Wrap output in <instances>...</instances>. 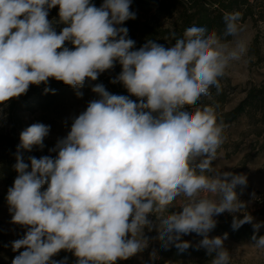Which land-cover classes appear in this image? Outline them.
Masks as SVG:
<instances>
[{
    "label": "clouds",
    "instance_id": "obj_1",
    "mask_svg": "<svg viewBox=\"0 0 264 264\" xmlns=\"http://www.w3.org/2000/svg\"><path fill=\"white\" fill-rule=\"evenodd\" d=\"M131 3L0 0V105L50 78L82 88L116 63L121 71L110 82L129 93L94 85L99 99L73 118L67 135L49 149L54 157L28 156L26 162L23 155L43 150L50 125L34 123L20 133L17 176L6 200L11 222L26 231L11 242L14 252L24 249L12 264H67V257L53 259L62 250L76 257L75 264H116L149 247L146 230L156 231L165 250L181 252L192 247L181 237L195 233L202 237L197 250L204 249L211 264H230L228 234L209 236L214 217L225 212L233 230L250 224L252 241L264 249V235H258L264 222L254 221L237 192L246 188V175L213 166L225 125L215 106H197L212 87L219 90L230 62L247 53L237 38L241 14L223 17V36L237 38L233 42L206 25H192L170 47L149 39L136 49L123 26L136 18ZM56 7L59 19L50 21ZM57 23L64 25L59 33ZM174 206L181 210L170 212ZM149 258L154 262L157 252Z\"/></svg>",
    "mask_w": 264,
    "mask_h": 264
},
{
    "label": "rangeland",
    "instance_id": "obj_2",
    "mask_svg": "<svg viewBox=\"0 0 264 264\" xmlns=\"http://www.w3.org/2000/svg\"><path fill=\"white\" fill-rule=\"evenodd\" d=\"M253 1V0H250ZM140 12L144 14V9L140 8ZM242 31L239 33L238 39H242L247 44V53L239 61L230 62L224 77L220 78L221 83L226 80L229 88L230 102L222 109L216 110L218 122L222 119L220 116L234 109L244 98V90L255 85L264 84V21L254 23L251 19H247L240 23ZM61 28L56 29L59 33ZM232 37L229 42L235 39ZM256 39V43H254ZM167 45L165 48L170 47ZM68 47V46H67ZM105 72L99 75L95 81L86 79L84 86L79 89L68 87L58 92L53 104L46 106L44 109L31 104L24 105L19 98H14L0 105V135H8L15 137L20 141V133L28 126L34 123H44L50 125V133L44 140L45 147L43 150L33 148L31 152H27L37 158L43 155L55 156L50 153L49 149L53 148L58 139L63 138L70 131L71 123L74 117L86 110L88 102L99 99L97 94L92 92V87L101 84L104 81ZM223 83L220 84L223 86ZM107 91L113 94L112 89L105 87ZM77 92H82L83 96L78 97ZM121 95L128 96L127 90ZM130 99L136 100V97L130 96ZM21 101V102H20ZM13 105V106H11ZM202 107V106H201ZM32 108V110L30 109ZM253 129L247 124L244 118L238 119L236 122L224 127V142L218 149L217 159L213 162V166L217 170L231 171L234 173H242L247 177V186L243 190L237 188V192L241 193L239 199L247 203V211L254 217L255 222H264V146L262 141L255 138L252 134ZM47 185H44L46 188ZM5 184L0 180V194L6 192ZM43 190V189H42ZM183 197L178 198L175 203H179ZM179 206L169 209L170 212L180 211ZM239 218H243L242 214H237ZM154 219V218H153ZM217 223L222 224L223 220L232 221L231 214L225 212L214 217ZM252 230V226L247 224ZM26 229L18 224L11 222V214L9 207L0 206V233L5 236L8 242L14 241L18 236H24ZM260 233L264 234V227H261ZM146 235L150 238L149 247L127 260H118L116 264H211L212 257L206 254L204 249H198L196 245L202 237L195 233L181 237V240L192 242L190 249H195V253L186 258H181L184 253H179V261H174L173 251L178 250L176 246H171L167 250L161 247V241L154 239L157 236L156 231ZM210 237L222 236L215 234L213 230L209 233ZM224 247L230 253V264H264V249L257 248L252 240L246 238L233 239L227 237L224 241ZM188 248V249H189ZM155 250L158 258L153 262L149 258V254ZM16 254L9 256L0 253V264H12ZM202 256V260L201 259ZM12 258V259H11ZM199 258V259H198ZM200 260V261H199ZM76 257L72 259L71 264H75Z\"/></svg>",
    "mask_w": 264,
    "mask_h": 264
},
{
    "label": "trees",
    "instance_id": "obj_3",
    "mask_svg": "<svg viewBox=\"0 0 264 264\" xmlns=\"http://www.w3.org/2000/svg\"><path fill=\"white\" fill-rule=\"evenodd\" d=\"M99 7L103 0H92ZM140 8L144 9V14L140 12ZM131 10L136 13L135 19H130L124 22L123 26L129 30V37L136 42L135 48L139 49L149 39L164 45H172L175 43V38H180L186 28L192 25H206L209 29L217 31L218 35L226 41H230L231 36L224 37V22L225 13L239 12L241 14L240 23L247 19H251L254 23L264 21V0H132ZM58 7L49 10L50 21H58ZM55 28H62V24H54ZM256 43V39L254 41ZM66 46H73L66 42ZM121 71V66L116 63L113 69L105 71L104 81H101L105 87L112 89L113 94L121 95L127 89L119 82L111 83ZM223 83V82H222ZM220 81V84H222ZM225 80L223 86L220 85L219 90L216 87L210 89L208 96H203L197 102V106L213 105L216 110H222L229 102V88ZM48 87L55 90L45 93L44 89ZM70 86L65 85L61 81H56L50 78L47 85L40 84L39 86L31 85L26 94L20 97L22 104H31L32 107L44 109L46 106L53 104L58 92ZM245 96L239 104L229 112L220 116L221 122L230 125L240 118L247 120V124L253 129L255 138L262 141L264 146V84L252 85L244 90ZM20 101V102H21ZM13 106V105H11ZM32 110V108H30ZM20 143L15 137L8 135H0V180L6 187V192L0 194V206H8L6 196L9 187L13 185L14 179L17 176L13 168L15 164V153L17 145ZM27 162L28 156H33L27 152L23 153ZM232 221L223 220L222 224L217 223L213 232L218 235L227 233L228 237L233 239L246 238L252 240L253 230L244 224L238 230H233L231 227ZM258 235H264L258 233ZM23 236H18L20 239ZM5 236L0 233V253L19 255L20 249L16 252L12 250L11 242L6 241ZM195 249H187L183 252L179 250L173 251L174 261H179L178 254L184 253L181 258L189 257L195 253ZM67 257V264H71L74 255L71 252L60 251L53 259L62 260ZM12 259V258H11ZM199 259V258H198ZM202 256L201 259L202 260ZM199 260V261H200ZM201 264V262H196Z\"/></svg>",
    "mask_w": 264,
    "mask_h": 264
}]
</instances>
